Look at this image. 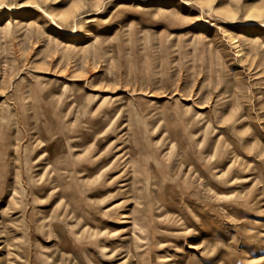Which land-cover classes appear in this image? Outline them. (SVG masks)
Returning <instances> with one entry per match:
<instances>
[{
	"label": "rangeland",
	"instance_id": "obj_1",
	"mask_svg": "<svg viewBox=\"0 0 264 264\" xmlns=\"http://www.w3.org/2000/svg\"><path fill=\"white\" fill-rule=\"evenodd\" d=\"M0 264H264V0H0Z\"/></svg>",
	"mask_w": 264,
	"mask_h": 264
},
{
	"label": "bare ground",
	"instance_id": "obj_2",
	"mask_svg": "<svg viewBox=\"0 0 264 264\" xmlns=\"http://www.w3.org/2000/svg\"><path fill=\"white\" fill-rule=\"evenodd\" d=\"M55 163V162H54ZM60 177V176H59ZM61 204V203H60ZM61 207V206H60Z\"/></svg>",
	"mask_w": 264,
	"mask_h": 264
}]
</instances>
